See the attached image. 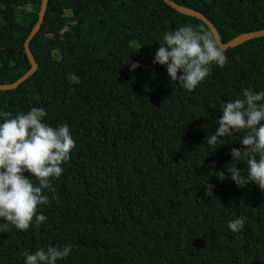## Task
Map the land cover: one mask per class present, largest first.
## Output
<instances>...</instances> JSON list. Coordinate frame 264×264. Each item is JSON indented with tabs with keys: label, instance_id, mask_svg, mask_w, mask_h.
<instances>
[{
	"label": "trees",
	"instance_id": "obj_1",
	"mask_svg": "<svg viewBox=\"0 0 264 264\" xmlns=\"http://www.w3.org/2000/svg\"><path fill=\"white\" fill-rule=\"evenodd\" d=\"M173 1L205 15L224 43L264 30V0ZM42 2L0 0V84L32 69L25 42ZM188 24L212 32L164 0L48 1L31 42L39 68L0 90V112L43 107L46 123L69 125L75 148L44 190L46 222L24 232L0 220V264L48 245L72 246L62 264H264V191L238 187L226 167L242 133L206 143L224 102L264 90V37L225 50L226 65L187 91L154 56ZM241 216L244 229L230 231Z\"/></svg>",
	"mask_w": 264,
	"mask_h": 264
},
{
	"label": "clouds",
	"instance_id": "obj_2",
	"mask_svg": "<svg viewBox=\"0 0 264 264\" xmlns=\"http://www.w3.org/2000/svg\"><path fill=\"white\" fill-rule=\"evenodd\" d=\"M160 45L154 63L166 66L170 80L187 91H194L205 81L212 65L223 68L228 62L214 34L191 24L169 33ZM221 111L215 132L206 137L207 146L224 145L225 139L242 133V148L231 150L233 163L226 166L227 172L238 187L255 184L264 191V90L243 88L238 98L224 102ZM0 117V220L27 232L46 222L47 217L38 211L49 202L44 190L62 175V165L71 159L75 140L67 123L53 126L45 122L47 111L43 107H32L15 116L0 112ZM241 161L246 163L245 169L238 167ZM227 227L239 233L245 218L231 219ZM71 254V245H48L25 252L24 264H62Z\"/></svg>",
	"mask_w": 264,
	"mask_h": 264
},
{
	"label": "water",
	"instance_id": "obj_3",
	"mask_svg": "<svg viewBox=\"0 0 264 264\" xmlns=\"http://www.w3.org/2000/svg\"><path fill=\"white\" fill-rule=\"evenodd\" d=\"M48 1L49 0H43L41 11H40V16H39V21L36 24V26L34 27L33 31L31 32L29 38L25 42V49H26L27 55L29 57V60L32 64V69L27 74H25L21 79H19L16 83L5 84V85L0 84V90L1 91L16 89L19 85H21L23 82L28 80L38 70L39 65L36 62L35 57L32 53L31 42L35 38V36L38 34V32L40 31V29H41V27L45 21V15H46L47 8H48ZM164 1L168 5H170L174 9H176L178 12H180L184 15L191 16V17H196V18L202 20L203 22H205L209 26V28L211 29L212 33L214 34V37L217 40L218 45L221 46L224 50L236 47V46H238V45H240V44H242L248 40H252L255 38H259V37H264V30H260V31L251 32V33L241 35V36L237 37L236 39H234L228 43H224L221 39V36H220L217 28L214 26V24L205 15H203L202 13H200L198 11L186 8L184 6H181L177 3H175L173 0H164Z\"/></svg>",
	"mask_w": 264,
	"mask_h": 264
},
{
	"label": "rangeland",
	"instance_id": "obj_4",
	"mask_svg": "<svg viewBox=\"0 0 264 264\" xmlns=\"http://www.w3.org/2000/svg\"><path fill=\"white\" fill-rule=\"evenodd\" d=\"M135 65H136V67L133 68V70H136V69L139 68V64H138V63H135ZM143 71H145V72H147V73H153L154 69H153L152 67H150V66H145V67L143 68Z\"/></svg>",
	"mask_w": 264,
	"mask_h": 264
}]
</instances>
